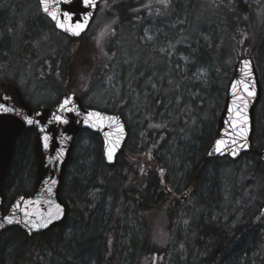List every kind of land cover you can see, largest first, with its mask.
Here are the masks:
<instances>
[{
  "label": "trees",
  "instance_id": "1",
  "mask_svg": "<svg viewBox=\"0 0 264 264\" xmlns=\"http://www.w3.org/2000/svg\"><path fill=\"white\" fill-rule=\"evenodd\" d=\"M34 2L39 11L37 0ZM101 6H106L108 20L115 21L113 25L100 26L106 28L105 39L88 47V52L80 48L84 37L71 40L69 47L58 52L62 57L60 66H63L59 67L57 77L51 76L57 85L50 83L46 74L44 81L50 83L47 87L55 91L56 99L71 92L87 107L119 113L128 129L124 153L109 166L103 161L98 136L81 133L96 140L97 166L85 185H81V180H73L70 183L74 188L65 191L63 179L60 195L68 204L65 223L32 237L18 229L0 233V264H5L4 254L13 242L16 248L7 264H87L90 261L93 264H163L173 242L183 245L185 264H264V224L239 220L228 229L193 224L181 231L176 227L181 203L169 196L171 192L178 196L179 174L182 173L181 159L169 152L184 132L186 120L195 118L199 125L205 123L204 113L206 118H211L204 136L192 135V142L202 141V145L190 151V169L186 172V187L193 184V195L205 180V173L207 176L212 169L217 170L209 168L211 163L224 162L226 171L232 170L238 162L226 158L206 162L204 157L214 137L217 113L223 107L236 61L247 56L256 67L264 69V0H103ZM5 10H0V55L12 43L17 45L16 62H24L23 57L35 56L44 46L40 45L37 50L31 46L34 23L27 28L31 37L6 36L9 26L1 20ZM41 18L42 30L51 28L56 32L47 19ZM104 20L107 23V18ZM76 43L79 48L73 51ZM102 46L108 58L100 54L96 62L95 50ZM54 62L51 61V65ZM109 68L118 70L116 84L120 83V96L110 101L115 103L113 107H98L86 100L81 73L90 76L89 80L93 78L92 83L96 78L101 83ZM199 72L205 79L199 80ZM0 81L18 86L14 79L4 77ZM139 91L140 100L136 96ZM126 100L128 105H123ZM46 104L43 105H49ZM175 104L181 107L171 116L168 111ZM130 115L135 128L128 123ZM151 124L156 129H149ZM34 139V131L29 129L15 142L3 186L5 206L17 193L30 194L32 190ZM263 147L253 148L250 154L255 159L250 175L253 179L258 178V170L264 168L258 159ZM144 157L148 160L143 161ZM195 177L200 181L196 182ZM110 185L114 205L109 218L99 227L105 188ZM125 216L135 218L133 229L123 222ZM151 216L162 218L159 225ZM71 220L81 229L68 238L65 227ZM158 226L167 230V240L152 236ZM124 236L128 239L126 243ZM173 264L182 263L173 261Z\"/></svg>",
  "mask_w": 264,
  "mask_h": 264
},
{
  "label": "rangeland",
  "instance_id": "2",
  "mask_svg": "<svg viewBox=\"0 0 264 264\" xmlns=\"http://www.w3.org/2000/svg\"><path fill=\"white\" fill-rule=\"evenodd\" d=\"M15 1L0 0V10L6 9L5 13L1 17V20H3L4 25L6 24L9 26L6 36H11L12 39L16 37V34H25L28 37H31L27 28L28 25L34 23V33L32 34L33 39L30 38L31 40L29 41L31 42L32 48L34 47L35 50H37L40 45H43L44 48L36 51V57L27 56L23 57L26 61L16 62L17 51L15 48L17 45L13 46L11 43V45L7 47V50L0 55V80L4 77L16 80L24 98L32 104L33 107H37L40 106L39 104L51 103L56 99L55 91L48 89L47 86L51 82H55L53 77L58 76L60 71L59 67L62 68L63 66H60L62 57L58 52L63 50L66 46L69 47L71 40L59 36V34L54 32L51 28L48 30H42V27H39L41 24V20H39V18H41V16H38L39 11L34 0ZM106 11V6H101L98 10L92 25L90 26L87 34L84 36L83 45H80L82 52L87 50L88 47H92V45L94 47L100 40L103 41L102 38L106 34V28L104 29L100 26L105 24H114L115 21L113 18L108 20L110 18L106 16ZM103 17L107 18V23ZM15 44H17V42H15ZM78 48L79 45L77 43L73 44V51ZM95 53L96 62L98 61L97 57L100 54L102 58H108V55L105 53V46L98 47V50H95ZM49 60L55 62L51 65V61ZM262 65H264V62ZM256 69L261 81L262 96L255 109V130L252 143L254 148L264 145V69L261 66H257ZM117 71V69L109 68L107 75H105L101 83L97 78L92 83L91 79L93 78L89 80L90 76L86 77L85 74L81 73L83 78L82 91L85 93L86 100L98 107H113L112 104L114 102L110 101L115 100L120 96V92L118 91L120 83L119 86L116 84V82H118ZM45 74H49L48 79H50V83L40 78L41 76L44 77ZM52 75L53 77L51 78ZM199 77L200 81L202 78L205 79V76L202 73ZM90 82L92 84H90ZM54 84L57 85L56 82ZM41 88H43V90L39 92ZM140 95L142 98V94H140L139 91L136 95L139 100ZM123 105H128L127 100ZM137 105L140 106V102ZM180 107L181 105L179 104L172 105L171 109L168 111L169 114L174 116L175 112H177ZM198 107H200V105H196V108ZM203 107L205 106L203 105ZM209 107H211V105H209ZM217 114L219 116L220 113ZM130 116L132 118L127 117L129 121L128 123L131 128H135L133 116ZM206 116L207 114L204 113V124L202 123L198 125L195 118L186 120L187 126L185 127L184 132H182L179 141L174 144L173 148H171V151L169 152L171 156L172 154H177L181 159V162L179 163L182 164V173L179 174L181 183L178 192V200L181 203L179 206L181 207L178 214V225L176 227H180L182 229L181 231H185L186 227L189 225L199 224L198 226L201 227L213 225L216 228L228 229L234 227L239 220H247L248 222H252L253 225L264 224V220L259 216L260 207L264 203V168H262L261 171L258 170V178L253 179L250 176L252 168L255 165V159L252 155H245L241 157L237 160L238 162L236 165L231 168L232 170L224 171V162L211 163L209 168H216L217 170L213 171L212 169V171H209L207 176H205V180L202 181L203 183L200 184L199 189L196 192V195L198 194L201 197L200 200L192 193L193 184L186 187L185 178L186 172L190 169L188 163L191 159L190 151L195 149L196 146L202 145L201 140L196 141L195 143L192 142V135L196 134L202 137L204 136V132L209 130L210 126L207 121L211 120V118L210 116L206 118ZM148 128L156 129V126L151 124ZM95 152L96 140L90 135L81 134L75 142L72 159L70 160V163L67 166V171L64 175L65 191H68L70 187L74 188V185H71L70 183L73 182V180H81V185L87 184L86 180L90 179L92 172L97 166ZM145 160L148 159L144 157L143 161ZM29 170L30 169L28 168L26 172ZM194 180L196 182L200 181L198 177H195ZM30 185L31 184L28 183V186ZM105 189V197L102 200L104 212L98 216L99 227L103 226L104 222L109 218L114 205L112 199L113 186H106ZM92 197L95 196L92 195ZM192 214H195L196 218L194 215L192 216ZM151 218L156 222V224L158 222V225L159 221L162 220L161 217L154 219L153 216H151ZM134 219L135 218L132 219L129 216H125L123 222L127 224L128 227H132L133 229V225H135ZM163 227L164 226H158V229L153 230L152 236L167 240V230ZM80 229V225L74 220H71L67 222L65 233L69 238L79 233ZM121 235H123V233ZM123 240L124 243H126L128 240L127 236H124ZM9 246V249H7L4 254L5 264L8 263L10 254L13 255L14 249L16 248V242L11 243ZM169 246L170 254L165 257L163 264H173V261L185 264L183 245L181 243L175 244L173 242ZM262 246H264V243H262ZM87 264H93V262L90 261ZM156 264L162 263L159 262Z\"/></svg>",
  "mask_w": 264,
  "mask_h": 264
},
{
  "label": "water",
  "instance_id": "3",
  "mask_svg": "<svg viewBox=\"0 0 264 264\" xmlns=\"http://www.w3.org/2000/svg\"><path fill=\"white\" fill-rule=\"evenodd\" d=\"M101 1L90 0L85 6L84 0H45L48 12L44 11L45 5L41 0L38 4L41 14L51 21L57 31L75 40L87 32ZM53 15L56 19L52 18ZM58 22L63 25L62 28L57 26ZM76 25H84L79 35L75 34ZM245 61L248 62L247 67ZM249 90L254 94L249 96ZM260 98L261 84L255 63L250 57H241L236 61L227 85L206 161L220 158L237 161L252 150L254 111ZM66 100L70 102L65 104ZM61 105H65L63 109ZM55 116H60L61 120H56ZM241 127L246 129V136L238 135ZM31 128L35 131L33 153L36 158L33 189L30 194H16L4 209L3 183L11 164L14 143ZM82 131L99 136L105 164L113 165L117 156L123 153L128 132L120 114L85 107L80 98L71 92L64 93L53 105L33 109L24 101L16 85L8 82L0 84V233L16 228L27 237H32L64 224L68 205L60 197V189L74 142ZM218 141L224 142L220 151L216 150ZM109 151L113 153L111 161L108 159ZM258 158L264 162V148L258 153ZM260 215H264V203ZM9 219L12 223L7 222Z\"/></svg>",
  "mask_w": 264,
  "mask_h": 264
},
{
  "label": "snow or ice",
  "instance_id": "4",
  "mask_svg": "<svg viewBox=\"0 0 264 264\" xmlns=\"http://www.w3.org/2000/svg\"><path fill=\"white\" fill-rule=\"evenodd\" d=\"M41 3L42 4H44L45 5V7H44V11L45 12H48V8H47V6H46V4H45V0H41ZM89 3H90V0H84V4H85V6H88L89 5ZM50 15H52L51 13H49ZM53 19H56V17H55V15H53V17H52ZM58 27H63V25L62 24H60L59 22H58V25H57ZM83 26L84 25H76V29H77V31L75 32V34L76 35H79V30L80 29H82L83 28ZM244 64H245V67H247L248 66V62L247 61H245L244 62ZM245 75H248V73H245ZM233 88L235 89L236 88V85L234 84L233 85ZM245 89L247 90V85H245ZM254 93L252 92V91H248V95L249 96H251V95H253ZM70 101H65V104H68ZM64 106L65 105H61V108L63 109L64 108ZM247 107V104H246V102H245V108ZM5 111H7V109H5ZM231 111V110H230ZM90 116H92V115H95V114H89ZM56 120H58V121H60L61 120V117L60 116H55L54 117ZM28 123L29 124H31L32 123V121L31 120H29L28 121ZM245 135L246 136V129L244 128V127H241L240 128V132L238 133V135ZM47 140V137H45V141ZM235 142V141H234ZM224 142L223 141H218L217 142V147H216V150L217 151H220L221 149H220V145L221 144H223ZM45 146H47V145H45ZM235 154V153H234ZM112 155H113V153L111 152V151H109L108 152V159H109V161H111L112 160ZM53 183H55V181H53ZM8 223H12V220H8L7 221ZM50 222V221H49ZM0 227H2V225H0Z\"/></svg>",
  "mask_w": 264,
  "mask_h": 264
},
{
  "label": "flooded vegetation",
  "instance_id": "5",
  "mask_svg": "<svg viewBox=\"0 0 264 264\" xmlns=\"http://www.w3.org/2000/svg\"><path fill=\"white\" fill-rule=\"evenodd\" d=\"M47 76H49V74H47ZM40 78H41L42 80H46L45 77H43V76H41ZM41 90H43V88H41V89L39 90V92H41ZM58 100H59V98L55 99L53 102L49 103V105H52V104L56 103ZM39 105H43V104H39ZM46 105H47V104H46ZM13 154H14V151H13ZM35 161H36V160H35ZM169 196H170V197H174V198H176V199H179V197L177 196V193H176V192H171V193H169ZM176 196H177V197H176Z\"/></svg>",
  "mask_w": 264,
  "mask_h": 264
},
{
  "label": "bare ground",
  "instance_id": "6",
  "mask_svg": "<svg viewBox=\"0 0 264 264\" xmlns=\"http://www.w3.org/2000/svg\"><path fill=\"white\" fill-rule=\"evenodd\" d=\"M261 96H262V90H261ZM215 132H216V130H215ZM214 136H215V134H214ZM213 141H214V137H213V139H212V141H211V144L213 143ZM211 144H210V146H211ZM209 148V147H208ZM253 148L254 147H252V150L249 152V153H247L246 155H250L251 154V152L253 151ZM207 152H208V149H207V151H206V155H205V157H204V160L206 161V156H207ZM263 165H264V162H262L261 160H259ZM207 162V161H206ZM206 176V175H205Z\"/></svg>",
  "mask_w": 264,
  "mask_h": 264
}]
</instances>
